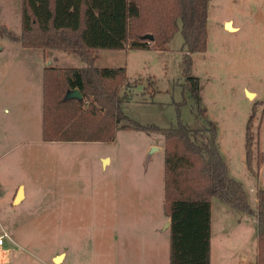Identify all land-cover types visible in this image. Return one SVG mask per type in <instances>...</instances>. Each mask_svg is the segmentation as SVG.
Listing matches in <instances>:
<instances>
[{"label": "rangeland", "instance_id": "1", "mask_svg": "<svg viewBox=\"0 0 264 264\" xmlns=\"http://www.w3.org/2000/svg\"><path fill=\"white\" fill-rule=\"evenodd\" d=\"M21 3L0 0V26L14 37L22 29ZM34 5L45 24V7L39 1ZM226 19L240 29L234 31L227 22L224 28ZM181 45L178 29L164 50L101 49L95 65L125 67L127 79L120 94L127 98L121 107L129 118L160 128L179 122L191 129L212 124L229 175L242 184L255 210L256 190L264 189V0H208L207 47L190 54L188 73ZM19 48L17 40L0 29V69L12 78L29 74L23 64L14 65L11 56ZM55 50L62 54L61 67L86 65L70 51ZM187 75L199 79V103L183 87ZM18 100L25 98L0 92V234H7L0 264H134L148 262L155 252L163 262L162 244L168 237L157 231L164 220L162 206L154 198L152 208L146 206L136 190L145 188L144 174H151V181L163 175V152L148 148L156 139L163 141L162 134L119 129L109 143H39L30 141L34 136L18 134V128L12 137L10 130L22 121L28 124L27 117L22 120L13 112ZM254 103L253 160L248 168L245 131ZM258 154L263 156L259 166ZM101 155L112 158L102 161ZM19 183L25 197L15 202ZM134 204H142L144 212ZM212 205L216 264H252L256 218L218 197ZM140 213L145 216H136ZM118 216L143 225L117 226ZM58 255L61 259L55 261Z\"/></svg>", "mask_w": 264, "mask_h": 264}, {"label": "trees", "instance_id": "2", "mask_svg": "<svg viewBox=\"0 0 264 264\" xmlns=\"http://www.w3.org/2000/svg\"><path fill=\"white\" fill-rule=\"evenodd\" d=\"M45 7L42 24L34 2ZM208 0H22L23 23L19 37L4 25L2 32L23 47L57 49L78 55L86 67L48 66L42 74L43 141H114L119 129L158 132L163 138L164 184L162 209L169 218V264H210L211 199L256 218L255 264H264V189L256 190V208L248 204L242 184L229 175L210 124L191 129L179 122L160 128L141 124L122 110L120 94L125 67L95 65L101 49H166L179 29L187 73L192 53L207 47ZM93 29V32L91 33ZM199 103L200 83L187 75L183 85ZM77 89L81 98H67ZM245 131V159L253 160L252 120ZM204 114V109L199 108ZM122 120L127 123L121 124ZM263 161L258 154L257 165Z\"/></svg>", "mask_w": 264, "mask_h": 264}, {"label": "crops", "instance_id": "3", "mask_svg": "<svg viewBox=\"0 0 264 264\" xmlns=\"http://www.w3.org/2000/svg\"><path fill=\"white\" fill-rule=\"evenodd\" d=\"M225 22H227L226 26L227 24L230 25V28H232V25H233L235 29L234 31H238L240 29V26L235 25L232 19L224 20V23H223L224 28H225ZM17 43L19 42L17 41ZM53 50L55 49L26 48L20 44V48L16 49L15 54L13 53L11 57H14V65L15 64L17 65V62H19L20 64H23L24 66H26V68L29 71L28 77L23 78L22 75L20 76L13 75L14 78H12L11 76L7 75V70L2 71L0 69V92H2L5 96L11 95L12 93L14 94L16 93V94H19V97L21 96L25 98V101L18 100V102L17 101L15 102L13 112L14 114L17 113L16 116H18L22 120H23L22 116L27 117L28 124L21 125L23 123L22 121L21 124H19L20 125L19 127H16L10 130L9 132L12 137L16 135V131L19 128V131H17L18 134L26 133V136L28 137L29 135L35 137V139H31L30 141H35L39 143L47 142V141L42 140V74H43V69L45 67H48L51 64V62H53L54 66L57 64L58 67H61L58 64H60L61 62L62 54L60 52H57L56 50L53 53H50ZM100 51L98 54V59L100 56ZM67 55L69 56L70 54H67ZM86 66L87 64L84 65L82 63L79 65V67H86ZM13 79H15L14 86H13ZM248 91L252 93L253 96L256 95L255 91H251L248 88H245V92H248ZM31 136L29 137V139L31 138ZM50 142H64V141H50ZM80 142H83V141H70L67 143H80ZM148 148H150V151L153 150V151H159L162 153L163 152V141L156 139L155 141L149 144ZM163 156H164V152H163ZM99 158L102 161L103 159H108V162H110L112 157L111 155H101L99 156ZM228 171H229V167H228ZM150 175L151 174L149 175L144 174L142 178L143 180L145 179L144 180L145 182L143 181V185L145 184V188L136 189V190H139L141 194L143 195L141 201L142 203L146 204V206L151 204V208H152L153 198L155 199V202L159 201V203L162 206L163 184H164V163H163V175L161 176L160 179H157L156 181H151L152 178ZM17 187L18 188L22 187L23 198H24L25 197L24 185L22 183H19ZM212 199H211L210 264H216L214 257L216 255L217 250L213 245L214 226H213V215H212V206H213ZM134 207H136L137 211L139 210L138 207H140V212H144L145 210L142 204L141 205L134 204ZM146 208L148 210H151L149 207H146ZM136 216H145V214L140 213L139 215L136 214ZM163 216H164L163 218L164 220L162 222V226L159 229H157V231H159L160 233H166L168 237V241L162 244V247H163L162 250L164 252L163 262L160 261V253L158 255V253L155 252L149 258L148 262H144V263L135 262L134 264H169V225H170V221H169V218L164 215V213H163ZM125 220H128V218H124L123 216H118L116 221H120V223L117 226L124 227V226H142L143 225V222L141 221H135V223H132L133 221L129 222L130 221L129 220L126 222ZM168 223L169 225L167 226ZM5 243H6V240H5ZM0 248H2V246ZM255 256H256V245L254 249V257H253L254 259H252L251 261L252 264H255Z\"/></svg>", "mask_w": 264, "mask_h": 264}, {"label": "water", "instance_id": "4", "mask_svg": "<svg viewBox=\"0 0 264 264\" xmlns=\"http://www.w3.org/2000/svg\"><path fill=\"white\" fill-rule=\"evenodd\" d=\"M67 98H76V99H80L81 98V93L79 92V90H77V89H74V90H70V91H68L67 92V94H66V99ZM20 188V187H19ZM19 190V189H18ZM17 193H18V191H17ZM17 193H16V196H17ZM16 196H15V198H14V201H15V199H16ZM169 225V223L167 224V226Z\"/></svg>", "mask_w": 264, "mask_h": 264}, {"label": "bare ground", "instance_id": "5", "mask_svg": "<svg viewBox=\"0 0 264 264\" xmlns=\"http://www.w3.org/2000/svg\"><path fill=\"white\" fill-rule=\"evenodd\" d=\"M227 25H228V24H227ZM251 96H252V95H251ZM22 198H23V189H22V187H20L19 190H18V193H17L16 199H15V202H18V201L22 200ZM54 259H55V261H59V260L61 259V256L58 255V256L55 257Z\"/></svg>", "mask_w": 264, "mask_h": 264}, {"label": "built area", "instance_id": "6", "mask_svg": "<svg viewBox=\"0 0 264 264\" xmlns=\"http://www.w3.org/2000/svg\"><path fill=\"white\" fill-rule=\"evenodd\" d=\"M6 237H7L6 233L0 234V247L4 245Z\"/></svg>", "mask_w": 264, "mask_h": 264}]
</instances>
